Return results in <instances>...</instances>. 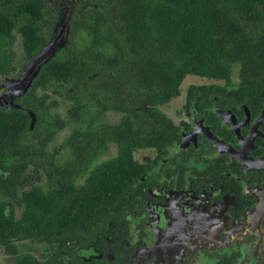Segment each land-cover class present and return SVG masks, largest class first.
<instances>
[{"label":"trees","instance_id":"obj_1","mask_svg":"<svg viewBox=\"0 0 264 264\" xmlns=\"http://www.w3.org/2000/svg\"><path fill=\"white\" fill-rule=\"evenodd\" d=\"M75 7L67 44L15 96L20 108L0 107V246L12 264H67V253L70 264H104L75 251L106 242L127 217L143 174L134 152L168 145L175 134L160 105L189 75L224 80L188 89L209 95L233 83L235 66L249 89L264 71V0ZM60 10L54 0H0V81L17 69V35L27 66L56 35ZM25 108L36 115L33 128ZM114 145L116 154L103 159ZM35 243L51 253L40 259Z\"/></svg>","mask_w":264,"mask_h":264},{"label":"flooded vegetation","instance_id":"obj_2","mask_svg":"<svg viewBox=\"0 0 264 264\" xmlns=\"http://www.w3.org/2000/svg\"><path fill=\"white\" fill-rule=\"evenodd\" d=\"M54 1L62 14L73 0ZM232 82L209 95H188L191 83L160 105L175 134L168 145L134 152L143 174L127 217L113 223L106 242L77 248L78 257L104 264H264V71L254 88L239 68ZM211 83L225 84H200ZM64 259L72 261L69 253Z\"/></svg>","mask_w":264,"mask_h":264},{"label":"water","instance_id":"obj_3","mask_svg":"<svg viewBox=\"0 0 264 264\" xmlns=\"http://www.w3.org/2000/svg\"><path fill=\"white\" fill-rule=\"evenodd\" d=\"M76 3V0H73L69 5H63L64 12L61 14L59 21L56 24V35L43 47L42 51L30 61L24 69L21 78L17 81H13L11 84H7V91H12L17 95L25 93L31 86L34 78L38 75L42 65L54 56L57 49L67 44L70 32V19ZM0 106L20 108V105L16 102L7 103L3 98H0ZM24 110L31 115V127L33 128L36 121V115L31 109L25 108Z\"/></svg>","mask_w":264,"mask_h":264},{"label":"rangeland","instance_id":"obj_4","mask_svg":"<svg viewBox=\"0 0 264 264\" xmlns=\"http://www.w3.org/2000/svg\"><path fill=\"white\" fill-rule=\"evenodd\" d=\"M13 49L15 52V64H16L17 69L15 72L3 77V79L0 81V98H3L4 101L7 103L15 102L14 98H15V96H18L16 93H14L12 91H7V84H11L13 81L19 80L21 78L23 72H24V68L26 67V65H25L26 58H25V54H24V51H23V48L21 45V38L19 35H17ZM238 68H239L238 66L234 67V71H233L234 77H236ZM209 81H211V79L203 78V77H199V76H194V75H189L186 78L185 82L183 83L182 88H184L186 85L191 84V83L200 84V83L209 82ZM108 115L112 121L116 120L118 118V116L116 117L115 114H113V112H111V111L108 112ZM68 132L69 131L67 130L64 133L67 134ZM60 136L62 138L64 135H60ZM24 250L21 249V252H23ZM33 252L40 259H44L48 256V254L51 253V250L46 249V246L42 243H39V244L35 243V244H33ZM0 260L3 264H12V263H14L15 258H14V256L8 255L5 252L4 247L0 246Z\"/></svg>","mask_w":264,"mask_h":264}]
</instances>
